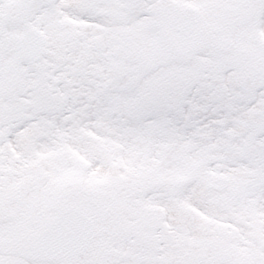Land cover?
Wrapping results in <instances>:
<instances>
[{
	"label": "snow or ice",
	"instance_id": "6c2138e0",
	"mask_svg": "<svg viewBox=\"0 0 264 264\" xmlns=\"http://www.w3.org/2000/svg\"><path fill=\"white\" fill-rule=\"evenodd\" d=\"M0 264H264V0H0Z\"/></svg>",
	"mask_w": 264,
	"mask_h": 264
}]
</instances>
